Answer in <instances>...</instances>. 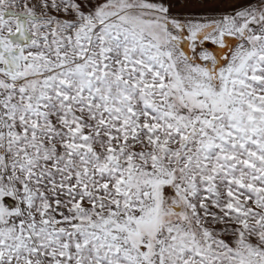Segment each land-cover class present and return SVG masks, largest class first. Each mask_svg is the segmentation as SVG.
Listing matches in <instances>:
<instances>
[{
  "label": "snow or ice",
  "instance_id": "1",
  "mask_svg": "<svg viewBox=\"0 0 264 264\" xmlns=\"http://www.w3.org/2000/svg\"><path fill=\"white\" fill-rule=\"evenodd\" d=\"M0 264H264V0H0Z\"/></svg>",
  "mask_w": 264,
  "mask_h": 264
},
{
  "label": "rangeland",
  "instance_id": "2",
  "mask_svg": "<svg viewBox=\"0 0 264 264\" xmlns=\"http://www.w3.org/2000/svg\"><path fill=\"white\" fill-rule=\"evenodd\" d=\"M211 8V6H208V8H204V9H195V10H198V11H206V10H209ZM217 11H223L224 9H216Z\"/></svg>",
  "mask_w": 264,
  "mask_h": 264
}]
</instances>
